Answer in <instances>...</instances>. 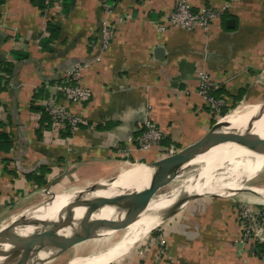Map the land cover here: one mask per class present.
<instances>
[{
    "label": "crops",
    "instance_id": "crops-1",
    "mask_svg": "<svg viewBox=\"0 0 264 264\" xmlns=\"http://www.w3.org/2000/svg\"><path fill=\"white\" fill-rule=\"evenodd\" d=\"M174 1L0 0V134L11 140L7 151L0 144V208L16 195L36 200L52 188L110 181L200 139L212 117L197 91V66L218 86L222 111L235 101L264 102V0H190L194 10L217 13L206 32L157 31ZM77 65L91 95L66 102L54 85ZM52 100L84 124L53 128L42 106ZM145 118L161 140L141 148ZM41 167L47 185L35 188L25 176ZM232 213L221 205L181 209V225L160 230L171 264H264V232L243 231ZM145 240L141 246L150 240L154 248ZM135 248L111 264H148Z\"/></svg>",
    "mask_w": 264,
    "mask_h": 264
},
{
    "label": "water",
    "instance_id": "water-1",
    "mask_svg": "<svg viewBox=\"0 0 264 264\" xmlns=\"http://www.w3.org/2000/svg\"><path fill=\"white\" fill-rule=\"evenodd\" d=\"M156 52L161 55L160 49ZM263 114L264 102L257 105L253 117L244 127L219 130L214 125L197 141L177 152L144 164L149 180L138 190L124 188L113 197H101L95 194L109 187L97 183L80 197L71 200L59 209L52 217L53 219L48 216L38 219L35 216L37 208L33 209L28 215L12 222L0 231V260H4L11 253L20 251V246L27 242L32 243V247L21 252L14 264H46L47 261L57 258L84 241L91 232L110 231L123 225L133 224L145 213L159 188L191 168V162L197 157L225 145H233L252 153L264 150V136L255 133L253 128ZM200 197L202 196L196 194L178 195L165 211L169 212L171 218L180 209ZM104 209L111 211L108 218L100 215ZM77 210H82L79 219H75ZM27 228L31 230L21 233ZM39 230L43 231L37 232Z\"/></svg>",
    "mask_w": 264,
    "mask_h": 264
},
{
    "label": "bare ground",
    "instance_id": "bare-ground-1",
    "mask_svg": "<svg viewBox=\"0 0 264 264\" xmlns=\"http://www.w3.org/2000/svg\"><path fill=\"white\" fill-rule=\"evenodd\" d=\"M256 110L257 106H242L240 109L221 118L215 124V128L219 130L240 129L250 121ZM253 128L255 133L264 136V114ZM190 165L192 167L196 166L194 167L195 169L192 168L177 175L171 182L166 184L165 186L171 185L168 196H160L156 193L145 213L136 222L110 231L89 233L85 238L86 240H84L85 244L79 247V253L84 249H89V244L96 243L97 245H93L90 248V255L85 257L77 255L66 264H108L114 260V257L129 253L133 247L151 232L150 230L153 227L166 222L170 218L169 212L165 211V209L171 205L178 195L196 194L202 197L214 196L221 199L232 196L236 192L248 191L250 187L247 186V183L264 166V150L252 153L233 145L220 146L197 157ZM148 180L149 175L144 166L137 165L108 183H101L109 188L98 191L95 195L113 197L124 188L138 190L145 186ZM111 181L113 182L109 184ZM259 192L264 196V190ZM80 195L81 192L72 191L58 193L52 197L51 203L37 207L35 216L38 219L46 218V216L53 219L52 217L55 216L59 209L63 208L71 200L80 197ZM81 213L82 210H77L75 219H79ZM100 215L108 218L111 215V211L104 209ZM30 230L31 228H27L21 233H27ZM117 235H119L118 238L114 239ZM32 245V243H23L20 246V252L27 251Z\"/></svg>",
    "mask_w": 264,
    "mask_h": 264
},
{
    "label": "built area",
    "instance_id": "built-area-1",
    "mask_svg": "<svg viewBox=\"0 0 264 264\" xmlns=\"http://www.w3.org/2000/svg\"><path fill=\"white\" fill-rule=\"evenodd\" d=\"M46 4L56 3L58 0H44ZM217 18V13L211 8H199L194 10L190 4V0H175L173 8L167 12L156 24L157 31H165L169 27H176L183 30L191 31L199 29L207 31L213 21ZM103 41L106 45L107 40L110 39V31L108 28L103 27ZM86 65H84L85 67ZM81 66L69 68L64 72V80L60 84H55V89L61 93L66 102L80 103L88 99L91 95L90 91L79 84L81 74ZM196 87L199 95L202 97L203 103L211 111L219 113L225 106V100L215 97V91L218 86L201 66L196 67ZM44 112L50 119L51 126L56 129H68L69 131L75 130L78 125L84 124L83 119L78 115H72L66 111L64 105H60L56 101H44L42 103ZM144 132L138 139V145L145 148L150 144L158 143L161 140V134L155 125L148 120L144 119ZM249 214V213H248ZM250 221L245 223L241 229L246 231L250 229L254 231V235L264 232V210L254 211L253 216H249ZM252 218V221H251ZM156 260L154 264H171L166 255L165 238L161 232H158ZM249 237L248 232L245 234ZM262 262L264 263V254H262Z\"/></svg>",
    "mask_w": 264,
    "mask_h": 264
},
{
    "label": "rangeland",
    "instance_id": "rangeland-1",
    "mask_svg": "<svg viewBox=\"0 0 264 264\" xmlns=\"http://www.w3.org/2000/svg\"><path fill=\"white\" fill-rule=\"evenodd\" d=\"M258 105V104H257ZM257 105H241L238 101L233 102L232 104L229 105V107H226L224 109V111H220L219 113L216 112H211L209 109V113L211 114V122H210V129L213 128V126L216 124V122L218 120H220L221 118L225 117L227 114H230L238 109H240V107L242 106H257ZM196 167V166H194ZM194 167H191L187 170H185L184 172H187L190 169H195ZM183 172V173H184ZM109 180V179H108ZM105 180L101 183H108L109 181ZM97 184V183H96ZM95 184L92 185H88L87 187L85 186H81L78 185L80 188V191L82 190V192L84 193L86 190H88L90 187H92ZM247 186L250 187L248 188L250 191H243V192H236L234 193V195L229 196V197H225V198H221L219 199L218 197H214V196H203L200 197L192 202H190L187 206H185L182 210L185 209V211H189L190 207H198L199 209L206 207L207 206H212V205H221V206H225L227 208H229V210H233V217H234V222L236 223L237 226H239L240 228L243 227L245 225V223H248V221H250V215L253 216V212L254 211H262L264 210V196H262V194L259 192L261 190H264V166L262 167V169L260 170V172L250 181L247 183ZM166 187V188H165ZM170 188L171 185L168 186H164L159 188V190L157 191V194H159L160 196H168L169 192H170ZM78 189V190H79ZM77 189H73V188H66L63 192H57L55 191L54 188L51 189L52 192L51 194H44L41 192V196H38V198L36 200H33L32 198L27 197V199L25 200L23 197H19V196H14L11 197L10 199H8L10 201L9 204H5L3 207L0 208V231L2 229H4L6 226H8L9 224H11L12 222L22 218L23 216L28 215L33 209L49 204L51 203V201L53 200L52 197L58 193H64V192H76L78 191ZM81 192V194H82ZM25 200V201H24ZM249 213V214H248ZM169 219V218H168ZM252 221V218H251ZM171 224H175V225H181V209L173 216L171 217L169 220H167L166 222L157 225L155 227H153L148 233V235H146L144 239L149 240L150 237H152L153 239V246L150 247V240H149V244H147V246H141L143 245V243L140 241L139 244H137L135 247L134 251L140 252L141 253H145V260L142 258V261H147V259H149L150 261H148V264H154L155 260H156V250H157V235L158 231L163 230L162 228L166 225H171ZM43 230H39L37 232H41ZM161 232V231H160ZM163 233V232H162ZM151 234H155L154 236H152ZM119 235L115 236L114 239L118 238ZM86 240V239H85ZM145 240V241H147ZM85 241L80 242L78 245H76L74 248L72 247L71 249L67 250L66 252H64L63 254H61L60 256H58L57 258H54L52 260L47 261L46 264H66L67 262H69L73 257L77 256V255H81L82 257L88 256L91 253L90 248H92L93 245H97L96 243H92L89 244V249H84L81 251V253H79V247H81L82 245H84ZM89 243V242H87ZM147 247V248H146ZM132 251V250H130ZM128 253L124 254V255H118L117 257H114L113 261H116L117 259H121L123 256L125 257V255H127ZM131 255L134 254V252L129 253ZM21 252L20 251H16L14 253H11L7 258H5L4 260H2L0 262V264H14V262L20 257ZM147 258V259H146ZM112 262L108 263L111 264ZM115 263V262H114Z\"/></svg>",
    "mask_w": 264,
    "mask_h": 264
},
{
    "label": "trees",
    "instance_id": "trees-1",
    "mask_svg": "<svg viewBox=\"0 0 264 264\" xmlns=\"http://www.w3.org/2000/svg\"><path fill=\"white\" fill-rule=\"evenodd\" d=\"M11 140H9L8 137L0 134V144H2L3 146H5L4 150H9V148H11ZM2 145L0 146V148L2 147ZM39 174H35V173H31L25 176V179L28 183H30L33 187L35 188H41L45 185H47V174H49V169H47L46 167H41V169L39 170ZM20 196V195H19ZM5 204H9L10 201H4ZM155 235V234H154ZM262 252V253H261ZM261 255L264 254V247L261 250Z\"/></svg>",
    "mask_w": 264,
    "mask_h": 264
}]
</instances>
